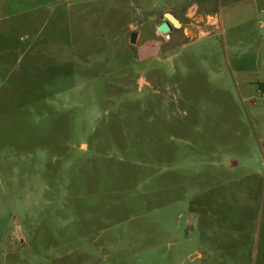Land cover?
Masks as SVG:
<instances>
[{
    "label": "rangeland",
    "instance_id": "obj_1",
    "mask_svg": "<svg viewBox=\"0 0 264 264\" xmlns=\"http://www.w3.org/2000/svg\"><path fill=\"white\" fill-rule=\"evenodd\" d=\"M0 264H264V0H0Z\"/></svg>",
    "mask_w": 264,
    "mask_h": 264
},
{
    "label": "water",
    "instance_id": "obj_2",
    "mask_svg": "<svg viewBox=\"0 0 264 264\" xmlns=\"http://www.w3.org/2000/svg\"><path fill=\"white\" fill-rule=\"evenodd\" d=\"M170 22H172L176 27L182 26V23L175 15H173L172 13H165L164 20L157 26V30L164 35H169L172 29ZM138 35L139 33L137 31L131 32L130 42L132 44L136 43Z\"/></svg>",
    "mask_w": 264,
    "mask_h": 264
},
{
    "label": "crops",
    "instance_id": "obj_3",
    "mask_svg": "<svg viewBox=\"0 0 264 264\" xmlns=\"http://www.w3.org/2000/svg\"><path fill=\"white\" fill-rule=\"evenodd\" d=\"M185 16H190V17H195L197 20H199V21H202L203 20V16L202 15H197V13H195V11L194 10H190V11H188L186 14H185Z\"/></svg>",
    "mask_w": 264,
    "mask_h": 264
},
{
    "label": "flooded vegetation",
    "instance_id": "obj_4",
    "mask_svg": "<svg viewBox=\"0 0 264 264\" xmlns=\"http://www.w3.org/2000/svg\"><path fill=\"white\" fill-rule=\"evenodd\" d=\"M180 22L182 23V26L181 27H176L172 22H170L171 27H172L171 31H173L175 29H183V22L182 21H180Z\"/></svg>",
    "mask_w": 264,
    "mask_h": 264
}]
</instances>
